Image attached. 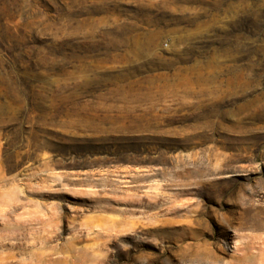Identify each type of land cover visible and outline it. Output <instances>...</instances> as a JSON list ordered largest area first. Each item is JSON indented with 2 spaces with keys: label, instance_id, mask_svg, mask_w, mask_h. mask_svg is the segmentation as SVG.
I'll use <instances>...</instances> for the list:
<instances>
[{
  "label": "rangeland",
  "instance_id": "374dc122",
  "mask_svg": "<svg viewBox=\"0 0 264 264\" xmlns=\"http://www.w3.org/2000/svg\"><path fill=\"white\" fill-rule=\"evenodd\" d=\"M0 264H264V0H0Z\"/></svg>",
  "mask_w": 264,
  "mask_h": 264
}]
</instances>
